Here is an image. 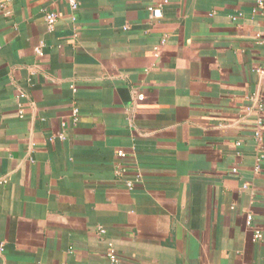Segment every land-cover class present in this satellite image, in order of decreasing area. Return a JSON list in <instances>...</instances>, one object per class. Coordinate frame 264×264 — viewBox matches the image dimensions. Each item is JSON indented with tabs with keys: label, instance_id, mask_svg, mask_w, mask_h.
<instances>
[{
	"label": "crops",
	"instance_id": "obj_1",
	"mask_svg": "<svg viewBox=\"0 0 264 264\" xmlns=\"http://www.w3.org/2000/svg\"><path fill=\"white\" fill-rule=\"evenodd\" d=\"M4 10L0 264H264V0Z\"/></svg>",
	"mask_w": 264,
	"mask_h": 264
},
{
	"label": "built area",
	"instance_id": "obj_2",
	"mask_svg": "<svg viewBox=\"0 0 264 264\" xmlns=\"http://www.w3.org/2000/svg\"><path fill=\"white\" fill-rule=\"evenodd\" d=\"M59 1L65 2L72 12H76L79 8V0H59ZM9 2H10V0H4V2L0 5V8L4 10L6 4H8ZM4 14L9 15L10 13L4 10ZM44 19H45V23L47 25L48 30H52L55 27V24L57 22L56 13L55 12H46ZM164 41L165 40H163V42ZM258 72H260V70H258ZM136 97H137V100H139V101L143 100L142 94H138ZM257 107L259 108V110H262V105H258ZM246 112L248 114L251 113L252 112L251 108H247ZM74 113H75L74 114V117H75L74 120L76 121L77 120V111H75ZM257 124H258V130L256 131V137H257V139H260L259 126H260L261 122L258 121ZM117 156L120 158H123L124 154L122 152H119L117 154ZM256 169L259 170V166H257ZM234 172H235V170H234ZM127 187L131 190L133 187L132 182H128ZM244 189H246V186H244ZM247 225L250 228L253 227V220L251 217L247 218ZM100 231H101V233L103 232L102 230H100ZM253 239L255 241L264 242V232L258 230L257 228H253ZM0 251H1V249H0ZM107 256H108L111 264H117L118 263V257L116 256V254L114 253L113 250H109Z\"/></svg>",
	"mask_w": 264,
	"mask_h": 264
}]
</instances>
